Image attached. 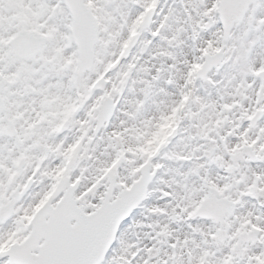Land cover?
Wrapping results in <instances>:
<instances>
[{
    "label": "snow or ice",
    "instance_id": "obj_1",
    "mask_svg": "<svg viewBox=\"0 0 264 264\" xmlns=\"http://www.w3.org/2000/svg\"><path fill=\"white\" fill-rule=\"evenodd\" d=\"M0 264H264V0H0Z\"/></svg>",
    "mask_w": 264,
    "mask_h": 264
}]
</instances>
